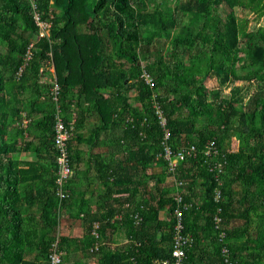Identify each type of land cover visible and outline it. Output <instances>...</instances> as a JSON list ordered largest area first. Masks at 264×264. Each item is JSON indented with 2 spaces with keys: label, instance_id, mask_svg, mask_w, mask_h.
Instances as JSON below:
<instances>
[{
  "label": "trees",
  "instance_id": "1",
  "mask_svg": "<svg viewBox=\"0 0 264 264\" xmlns=\"http://www.w3.org/2000/svg\"><path fill=\"white\" fill-rule=\"evenodd\" d=\"M35 15L49 26L43 37ZM263 18L264 0H0V264H52L57 243L65 264L66 252L78 248L64 228L79 220L84 253L94 264H196L191 257L201 243V218L187 196L193 170L208 185V264H264ZM214 73L222 83H257L258 91L240 104L205 86ZM146 74L156 87L146 83ZM157 106L172 132L170 146L195 148L174 174L163 157L157 159L164 155ZM58 120L72 134L73 177L64 183L55 145ZM114 132L119 136L112 144L126 154L124 163L85 158L80 147L97 149ZM213 139L225 154L221 174L205 155ZM29 152L38 158L21 160ZM157 165L165 175L152 174ZM134 168L147 181L117 177ZM150 177L160 196L138 208L132 248L109 250L106 229L118 224L111 203L122 193L133 195L136 185L151 196ZM219 183L221 205L214 198ZM219 207L222 240L214 223ZM164 208L167 224L159 217ZM177 220L187 240L179 245ZM165 227L169 234L159 243L158 230Z\"/></svg>",
  "mask_w": 264,
  "mask_h": 264
},
{
  "label": "crops",
  "instance_id": "2",
  "mask_svg": "<svg viewBox=\"0 0 264 264\" xmlns=\"http://www.w3.org/2000/svg\"><path fill=\"white\" fill-rule=\"evenodd\" d=\"M214 77H216V75L214 76L211 75L205 86L207 88L218 90L214 86H208V84L211 83V80ZM42 118H43L42 114L35 115V120L42 119ZM27 123L28 121L25 120L23 124L24 127L27 126ZM88 132L89 131L86 129L85 133H88ZM118 136H119V133L114 132L112 134V137L108 139H105L106 137H104L102 143L97 149H92L89 146L84 145L80 147V150L86 154L85 155L86 159L90 157L89 156L90 154L94 158L99 157V155H101L103 159L106 158V161L111 160V162H114L115 164L114 166H117V164L119 163H124L125 159L127 158L126 154L117 153V147L112 144L116 142V139ZM37 143H39V141L38 139H35V144ZM231 148H232V151H237L238 142L236 141L235 138H232ZM22 155L24 157H21V160H24V161H30V160L33 161L38 158V155L35 152L23 153ZM48 155L49 153L45 154L44 156L45 159L49 157ZM135 168H136V165H135ZM135 168L133 170L129 169V173H128V170H127V173L125 172L119 173V176L117 177H124V178L126 177L125 180L129 181L131 179V181L134 180L136 183H138L140 179L147 181L146 180L148 178L147 176L145 175L140 176V173L138 172L139 168L133 174ZM83 169L84 168H80V171L83 172ZM115 169H116V173H118L119 169H117L116 167ZM92 170H93L92 172L93 177H97V173H96L97 169L93 167ZM151 171H152V174H155V173L164 174L165 168L163 166L157 165L151 168ZM191 174L195 175V181L193 182L192 186H189V192L187 193V196L190 197L191 199L190 203L193 205V207L199 208L198 212L200 213L199 217L201 218L200 223H199L200 231H201V236L199 237V239L201 243L198 248V254L197 255L194 254L191 257V261L196 262V264H204V263L208 264V261L213 256V240L210 237V232H208V228L206 225V221H208L207 219L209 218V211H210L208 207L209 206L208 205L209 195L207 192L208 185L205 182V180L202 179L200 175H198L194 170L191 172ZM151 180L153 179L151 178ZM151 180H150V183L147 182L151 184L150 186L152 187L151 196L149 195V193H144V189H142L140 185H136L135 189H133V195L122 193V195H119L120 197H119L118 202L111 203L112 208L116 212H118V215H115V219L113 218V221H117L118 224L113 228L109 227L106 229V248H108L109 250L111 251L119 250L120 252H125L132 248L134 244V241L131 239V235L134 230L133 221L136 216L138 218L140 217L138 208L141 206L142 203L149 201L151 197H155L158 200L160 196L157 190L156 184H153L154 180L153 181ZM167 182H172V179L168 178ZM77 200L79 201V205L83 206L81 199H77ZM88 200L89 199H86V201ZM168 211H169L168 208H164L159 214V217L164 222V224H167V222H169ZM239 222L240 221H234V227L239 225L238 224ZM134 225L138 226L136 224ZM202 229H203V232H202ZM64 231H65L66 237H72L74 239L75 246L76 248H78L75 251H71L69 253L68 251L66 252L65 264H94L93 260L88 258L89 256L85 255L84 253V246L82 242L85 236V229L81 225V221L79 220V222L76 225H74L73 228H70L67 224L64 228ZM158 231H159L158 242L163 243L164 239L166 238L167 234H169V232L166 229V227L162 229L160 228V230ZM161 249H163V246ZM200 252L205 253L206 256H203L204 260H202Z\"/></svg>",
  "mask_w": 264,
  "mask_h": 264
},
{
  "label": "built area",
  "instance_id": "3",
  "mask_svg": "<svg viewBox=\"0 0 264 264\" xmlns=\"http://www.w3.org/2000/svg\"><path fill=\"white\" fill-rule=\"evenodd\" d=\"M35 20H37L38 25L42 29V37L46 35V32L48 31V24L42 22L39 18L38 15H35L34 17ZM146 83L150 87H156V83L154 81V78L151 76V74H146L144 76ZM55 93V100L57 99V95L59 93V88L58 86L55 87L54 89ZM156 116L160 122V126L163 129L164 132V138L163 142L161 145V148L164 149V155L163 156H158L157 159H162L168 163L169 170L171 173H175L176 169L178 167V164L180 162L186 161L187 156L191 155L195 152V148L192 145H188L186 147H183L185 145L184 142H182V145L178 149H174L171 144V139H172V132L171 130L168 129V121L166 119L164 110L160 108L159 106L156 107ZM72 134L65 128L63 122L58 120V123L56 125V148L58 151V157H57V163L59 166V174L61 177V183L68 182L71 180L73 177V171L72 168L69 164V154H68V142L71 139ZM206 157H207V163L210 165L211 169L213 171H217L218 174H221L222 172V167L225 165V154L221 152V150L218 149L216 146V143L213 139V141L209 142L207 145V151H206ZM180 185H183L180 182ZM222 184L219 183L218 186L216 187L214 198L215 202L218 205L222 204L223 201V192H222ZM176 201L179 205L183 206L186 208V204H184L182 197L177 196ZM178 218H182L183 211L181 209H178L176 211ZM222 213V208H218L217 210V215L214 217V223L216 229L219 231L220 235V240L224 239L225 237V224L220 218ZM183 225H182V220H177V224L175 226V232H176V237H177V243L178 245L182 243V241H187L184 240L182 233H183ZM226 252L224 251V254ZM175 255L179 259H183V253L177 250L175 252ZM62 256L63 253L59 252L58 250V243L55 244V249L53 251L52 255V264H62ZM179 264H182L181 262Z\"/></svg>",
  "mask_w": 264,
  "mask_h": 264
},
{
  "label": "rangeland",
  "instance_id": "4",
  "mask_svg": "<svg viewBox=\"0 0 264 264\" xmlns=\"http://www.w3.org/2000/svg\"><path fill=\"white\" fill-rule=\"evenodd\" d=\"M251 18H255V16H251ZM251 19V20H252ZM254 22H251V28L254 27ZM259 27H264V19H262ZM51 71H55L54 67L51 68ZM215 75V73H214ZM208 86H214L219 91H221L226 96H232V98L239 102L240 104L247 105L249 101H251L252 96L255 92L258 91V84L253 82H243V81H229L228 83H222L221 79L216 75L211 80V83Z\"/></svg>",
  "mask_w": 264,
  "mask_h": 264
}]
</instances>
